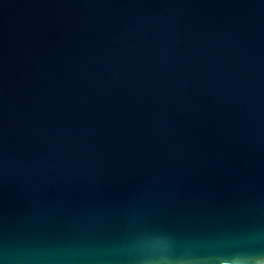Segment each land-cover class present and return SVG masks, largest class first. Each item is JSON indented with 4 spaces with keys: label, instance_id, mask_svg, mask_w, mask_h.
<instances>
[{
    "label": "water",
    "instance_id": "95a60500",
    "mask_svg": "<svg viewBox=\"0 0 264 264\" xmlns=\"http://www.w3.org/2000/svg\"><path fill=\"white\" fill-rule=\"evenodd\" d=\"M0 264H264V0H0Z\"/></svg>",
    "mask_w": 264,
    "mask_h": 264
}]
</instances>
